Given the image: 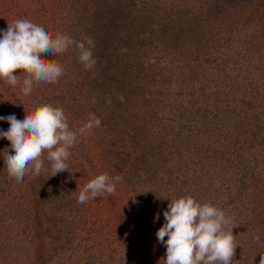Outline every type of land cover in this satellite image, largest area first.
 Segmentation results:
<instances>
[{
    "label": "rangeland",
    "instance_id": "1",
    "mask_svg": "<svg viewBox=\"0 0 264 264\" xmlns=\"http://www.w3.org/2000/svg\"><path fill=\"white\" fill-rule=\"evenodd\" d=\"M21 18L75 40L90 36L97 63L86 71L74 47L49 55L64 75L27 95L28 74L16 70L15 88L0 79V116L23 119L25 107L52 103L73 129L89 113L101 125L78 137L69 170L51 176L45 159V171L20 183L8 176L3 138L0 264H163L156 232L170 199L186 195L236 225L243 247L232 264H259L264 0H0V29ZM102 173L121 177L115 193L78 203V182Z\"/></svg>",
    "mask_w": 264,
    "mask_h": 264
},
{
    "label": "clouds",
    "instance_id": "2",
    "mask_svg": "<svg viewBox=\"0 0 264 264\" xmlns=\"http://www.w3.org/2000/svg\"><path fill=\"white\" fill-rule=\"evenodd\" d=\"M70 47L78 51V59L86 71L94 68L97 61L90 36L75 40L68 34L53 33L46 23L22 18L8 22L6 30L0 29V79L15 88L20 75L14 72L23 70L28 74L23 79L25 95L33 91L34 83H56L65 68L48 56L62 55ZM24 111L23 119H17L15 114L0 116V120L10 125L6 131L0 129V138L10 141V148L3 152L4 164L9 178H15L17 183L28 174L38 176L45 171V159L51 164V176L69 170L70 149L78 143V137L101 125L100 118L89 113L87 122L73 129L65 110L52 103L39 104L33 110L25 107ZM120 181V176L113 178L102 173L83 188L78 182L77 202L84 204L90 199L113 195ZM163 215L165 223L156 232L157 240L166 247L163 264H232L236 246L241 244L233 234L236 225L222 208L186 195L170 199ZM253 239L260 242L259 235ZM260 254L259 264H264V253Z\"/></svg>",
    "mask_w": 264,
    "mask_h": 264
},
{
    "label": "trees",
    "instance_id": "3",
    "mask_svg": "<svg viewBox=\"0 0 264 264\" xmlns=\"http://www.w3.org/2000/svg\"><path fill=\"white\" fill-rule=\"evenodd\" d=\"M107 21H108V24H109V23L111 24V23L113 22V19L107 17ZM110 24H109V25H110ZM108 29L110 30V29H112V28H111L110 26H108ZM93 36H96V31H95V33H93ZM96 40H97V39H96ZM104 41H105V40L100 39L99 42H100L101 44L104 45ZM1 121H2V120H0V122H1ZM1 123H2L3 125L6 126L5 121H2ZM0 127H1V126H0ZM4 140H5V139L0 138V145L3 144L2 142H3ZM3 183H4L3 180L0 179V191L3 190V188H2Z\"/></svg>",
    "mask_w": 264,
    "mask_h": 264
}]
</instances>
